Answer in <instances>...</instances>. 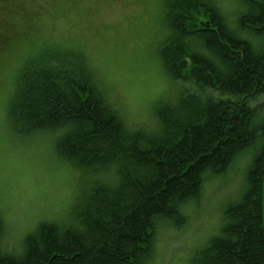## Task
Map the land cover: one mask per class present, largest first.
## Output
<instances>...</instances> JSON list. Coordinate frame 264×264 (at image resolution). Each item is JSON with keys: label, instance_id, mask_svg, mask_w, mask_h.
<instances>
[{"label": "trees", "instance_id": "obj_1", "mask_svg": "<svg viewBox=\"0 0 264 264\" xmlns=\"http://www.w3.org/2000/svg\"><path fill=\"white\" fill-rule=\"evenodd\" d=\"M163 1L160 60L184 83L158 103L152 129L130 125L108 101L79 44H45L19 69L12 129L53 135L79 187L67 217L38 222L17 250L4 247L0 213V264H150L159 225L188 224L207 183L238 168V194L188 264H264V0ZM4 7L3 52L12 38L2 33Z\"/></svg>", "mask_w": 264, "mask_h": 264}, {"label": "rangeland", "instance_id": "obj_2", "mask_svg": "<svg viewBox=\"0 0 264 264\" xmlns=\"http://www.w3.org/2000/svg\"><path fill=\"white\" fill-rule=\"evenodd\" d=\"M163 2L102 0L85 7L77 0H0L9 17L2 33L12 35L3 52L6 135L0 171V213L9 250L19 249L38 222L67 217L79 187V173L58 160L53 135L21 136L12 129L7 110L19 69L29 58L44 54L45 44L57 40L79 44L108 101L130 125L152 129L158 103L173 100L184 83L171 80L160 60ZM243 163L245 159L237 167ZM241 169L207 183L202 200L189 208L188 224L159 225L150 264H188L192 250L218 225L221 207L235 191L238 194L245 174L244 170L238 177ZM90 180L84 178L85 183Z\"/></svg>", "mask_w": 264, "mask_h": 264}, {"label": "snow or ice", "instance_id": "obj_3", "mask_svg": "<svg viewBox=\"0 0 264 264\" xmlns=\"http://www.w3.org/2000/svg\"><path fill=\"white\" fill-rule=\"evenodd\" d=\"M78 3L84 5L85 7L93 6L102 0H77ZM233 0H217L218 6H224L232 3ZM4 42L0 38V171H2L4 166V138L6 135V127L4 122L3 113V79H4V57H3Z\"/></svg>", "mask_w": 264, "mask_h": 264}, {"label": "bare ground", "instance_id": "obj_4", "mask_svg": "<svg viewBox=\"0 0 264 264\" xmlns=\"http://www.w3.org/2000/svg\"><path fill=\"white\" fill-rule=\"evenodd\" d=\"M4 242H5V241H4V238H3V244H4ZM5 245H6V247H5V246H4V247L6 248L7 251H9V249H10V248H9V245H7L6 242H5Z\"/></svg>", "mask_w": 264, "mask_h": 264}]
</instances>
